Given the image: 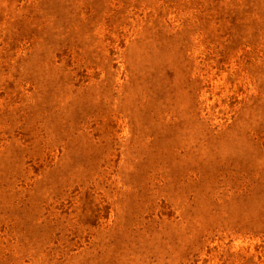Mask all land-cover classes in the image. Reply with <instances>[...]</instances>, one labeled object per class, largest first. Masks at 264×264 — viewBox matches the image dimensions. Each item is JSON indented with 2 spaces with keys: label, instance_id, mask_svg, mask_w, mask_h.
<instances>
[{
  "label": "rangeland",
  "instance_id": "1",
  "mask_svg": "<svg viewBox=\"0 0 264 264\" xmlns=\"http://www.w3.org/2000/svg\"><path fill=\"white\" fill-rule=\"evenodd\" d=\"M0 264H264V0H0Z\"/></svg>",
  "mask_w": 264,
  "mask_h": 264
}]
</instances>
